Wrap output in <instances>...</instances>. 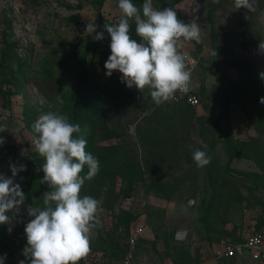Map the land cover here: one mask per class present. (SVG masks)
<instances>
[{"label":"rangeland","instance_id":"obj_1","mask_svg":"<svg viewBox=\"0 0 264 264\" xmlns=\"http://www.w3.org/2000/svg\"><path fill=\"white\" fill-rule=\"evenodd\" d=\"M118 3L0 0V60L6 39L12 43L15 71L14 77L7 69L3 75L0 67V88L11 92L0 95V137L5 140L0 145V175L13 178L11 165L23 164L27 169L40 157L33 124L44 113L65 116L67 101L77 95L70 82L78 77V63L84 59L93 84L124 89H102L99 95L100 116L93 133L99 171L85 180L80 195L100 201L102 227L93 230L86 263L101 264L107 256L121 261L131 228L143 221L146 228L135 248V264H205L203 251L213 244L242 242L249 231L264 229V104L260 103L264 52L258 48L264 40V0H254V11L236 9L234 0H181L173 7L182 22L195 20L201 26L199 43L182 41L191 54L205 53L192 81L201 96L199 107L171 101L157 106L148 89L141 93L122 83L119 71L106 75L104 65L111 50L103 53L94 45L95 33L85 29L88 23L95 24L96 32L104 33L100 41L110 45L104 26L105 21L118 23L122 15ZM212 49L217 57L206 55ZM51 64H56L55 79H46L48 87L40 76ZM217 71L230 80L228 113L234 138L230 145L225 113L214 103L221 95ZM88 131L89 123L84 121L81 134ZM196 149L211 156L207 166L197 167L192 156ZM24 172L13 180L25 188ZM34 172L39 169L32 170L30 177ZM44 193L40 184L36 192L24 193L18 214L6 213L11 220L0 224V234L11 250L4 264L21 260L30 264L23 255L27 238L18 232L32 219L28 206L43 207ZM180 230L188 231L182 242L174 238ZM101 248L115 252L99 256L96 252ZM233 264L253 263L240 257Z\"/></svg>","mask_w":264,"mask_h":264},{"label":"clouds","instance_id":"obj_2","mask_svg":"<svg viewBox=\"0 0 264 264\" xmlns=\"http://www.w3.org/2000/svg\"><path fill=\"white\" fill-rule=\"evenodd\" d=\"M236 9L254 11V0H234ZM122 13L115 25H105L110 34L111 55L105 62L106 75L114 71L122 73L121 82L128 88H136L144 93L148 89L152 101L162 105L176 94L190 91L191 70L188 65L191 57L180 51L182 41L201 40V26L193 20L182 22L173 8L155 9L153 0H144L138 8L132 0H119ZM135 19V32L140 41L130 36L129 21ZM86 33H95L94 39L103 40L104 33L96 32V25L88 23ZM258 48L264 52V40ZM264 80V72L260 73ZM264 104V97L260 98ZM39 134L34 141L38 154L45 159L41 184H47L49 191L43 194V207L28 206L27 213L32 219L25 226L27 245L23 255L30 264H79L90 252V239L93 230L102 227L99 213L103 211L100 201L80 195L85 180L93 179L99 171V161L86 151L87 140L77 136L79 124L69 122L68 117L55 112L39 115L33 124ZM5 143L0 137V145ZM207 149V145H203ZM197 167H205L211 162L206 151L196 149L192 153ZM87 165L88 172L82 176ZM13 178L26 165H11ZM13 178L0 175V224L10 223L6 215L10 211L19 213L26 196L20 184ZM9 228V232H11ZM188 237L187 230L175 233V240L182 242ZM0 257V264H4ZM20 264H25L21 260Z\"/></svg>","mask_w":264,"mask_h":264},{"label":"trees","instance_id":"obj_3","mask_svg":"<svg viewBox=\"0 0 264 264\" xmlns=\"http://www.w3.org/2000/svg\"><path fill=\"white\" fill-rule=\"evenodd\" d=\"M98 5H101L105 0H96ZM181 0H153V4L154 6L158 5V9H164V8H173L177 3H179ZM132 2L138 7L141 8V15H142V4L144 3V0H132ZM178 18L180 19L179 15H177ZM121 16L119 17L120 20ZM102 21H105L103 19H101ZM118 20V22H119ZM181 20V19H180ZM107 22V25H115L112 21ZM130 24V36L132 39L137 40V42H142L140 41L139 37L136 35L135 32V27H136V21L135 19H131L129 21ZM4 48L2 50V59L0 60V67H1V73L3 75H5V69H7V71L10 72V74H12V76H15V71L12 68L11 65V60L13 59L11 57V51H10V47L12 46V43L8 42V40H4ZM94 45H97L98 48L103 52V53H108V51L110 50V45H105L103 44L100 40L95 41ZM89 49V48H88ZM199 49V48H198ZM197 49V50H198ZM189 50V49H188ZM216 51L215 55H212L217 57L218 56V52L216 49H213ZM198 53V52H197ZM196 53V54H197ZM195 55V54H193ZM210 56V55H209ZM205 57V56H204ZM204 57L201 58L200 64L202 63V61L204 60ZM59 63V62H57ZM80 65V73L78 75V77L75 80H72L70 82V84L72 83V85L76 88L77 90V95L76 98L73 99L72 101L69 100L68 102V107H67V113H65V116L68 117L69 122L74 123V124H79L80 128L82 127V124L84 121H87L89 123L90 126V131H88L87 133L81 134V132L79 134H74L77 136H83V138H85L87 140V145H86V151L90 152L95 158L97 157V153H96V149L95 146L93 145V133H94V124H95V118L100 116V104H99V95L100 92L102 91V89H105L107 91H123L124 89L119 90V87L117 88H112L110 86L108 87H100L97 84H93L90 80V76H89V72L86 69V65H85V60H80L79 63ZM54 65L56 64H51L48 65V67L45 69H43V73H41V80H43V82L49 87V85L51 86V84L48 82L47 80L49 79H55L53 78V73H52V69L54 67ZM47 79V80H46ZM12 81V79H9L8 83H10ZM216 81L217 84L219 86V88L221 89V95L219 97V99H217L214 103L216 105L221 106V110L225 113L226 116V128H227V136L229 138L228 140V144L230 145L232 143V141L234 140V138L232 137V133L230 131V125H229V113H228V107H229V103L231 100V92L228 89V82H230L229 78L227 76H223L221 74L220 71L216 72ZM41 90H45L44 88H40ZM3 89L0 88V95H10L11 92H4L2 91ZM46 91V90H45ZM244 92V91H243ZM242 92V93H243ZM199 93V92H198ZM65 93H62V95H64ZM119 94L121 95V92H119ZM246 94V93H245ZM247 94H251V93H247ZM200 95V93H199ZM201 97V96H200ZM7 102L10 101L9 98H7ZM187 105V104H186ZM189 107H191L190 105H187ZM209 106L208 103H206L205 105V109H207V107ZM26 115L30 116V112L28 110V108L26 109ZM83 118V120H82ZM89 120V121H88ZM45 163V159L43 157H37L36 158V162L34 164H32L30 167H28L23 175V183L26 185V187H21L22 191L24 193L26 192H36L38 190V188H40V181L43 179L44 177V173L42 171V165ZM34 169H39V173H33V176L30 177V173L32 172V170ZM88 172V167L87 165L84 166V169L82 170L81 175L82 176H86ZM43 186L44 191H49V186L45 183V184H41ZM43 197V196H42ZM1 228V226H0ZM21 230V231H20ZM19 230V235L20 233L23 236H26L24 229H20ZM258 230H263L264 229H258ZM1 232V229H0ZM235 241V240H232ZM244 241V240H243ZM240 243L239 241H235ZM8 240L3 239V237H1L0 234V257H4L6 255V259H4V262L7 261V251L11 250V247L8 244ZM79 264H87L85 259L83 258Z\"/></svg>","mask_w":264,"mask_h":264},{"label":"built area","instance_id":"obj_4","mask_svg":"<svg viewBox=\"0 0 264 264\" xmlns=\"http://www.w3.org/2000/svg\"><path fill=\"white\" fill-rule=\"evenodd\" d=\"M180 51L187 53L191 57V63L188 68L191 70V83L190 91L187 94H176V99L171 100L174 103H184L191 107H199L201 105V97L193 88V75L198 68L201 58L205 55L204 51L195 55L190 53V50H186L182 45ZM215 50H210L206 55H215ZM145 224L143 221H139L131 228L130 234L127 238V247L124 256L121 260V264H135V248L140 237L145 232ZM248 252L250 257L264 264V231L253 229L247 233L244 241L238 243L235 241H222L218 244H214L212 249V257L218 261L221 259H230L237 255H241L243 252Z\"/></svg>","mask_w":264,"mask_h":264},{"label":"crops","instance_id":"obj_5","mask_svg":"<svg viewBox=\"0 0 264 264\" xmlns=\"http://www.w3.org/2000/svg\"><path fill=\"white\" fill-rule=\"evenodd\" d=\"M185 42V41H184ZM186 43V42H185ZM183 45V44H182ZM198 67H200V66H198ZM197 70V69H196ZM246 120V119H245ZM247 235V234H246ZM245 235V236H246ZM245 238V237H244ZM222 241H227V240H222ZM222 241H220V242H222ZM229 241H231V240H229ZM220 242H218V243H220ZM218 243H216V244H218ZM108 246H109V244H108ZM118 248H120V250H118L119 252H121V251H123V249H124V247L122 248L121 247V245H119V244H117L116 245ZM213 246H214V244L212 245V247H211V249H209V251H203L204 252V257L205 258H207V261H204L205 262V264H233L234 263V260H236L237 258H240V257H247L250 261H252V263L253 264H262L261 262H259V261H255V260H253L251 257H250V255H249V253L248 252H243L241 255H237V256H235V257H233V258H230V259H221V260H218V261H216V260H214L213 259V257H212V249H213ZM116 249V248H115ZM97 251V250H96ZM100 251V252H99ZM99 251H97L96 253L99 255V256H101L100 254H103V255H108V254H114V250H111V249H105V248H101ZM117 251V250H116ZM106 253H108V254H106ZM102 255V256H103ZM117 257V256H116ZM116 257H111L110 259L108 258V256L106 257V258H104L105 259V261L103 262V263H101V264H121V261H120V259H116ZM204 258V259H205ZM118 260V261H117Z\"/></svg>","mask_w":264,"mask_h":264}]
</instances>
